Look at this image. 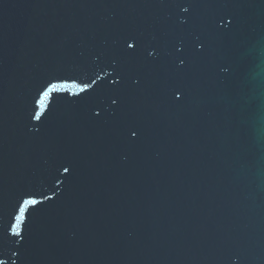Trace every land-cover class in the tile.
<instances>
[{
	"label": "water",
	"instance_id": "obj_1",
	"mask_svg": "<svg viewBox=\"0 0 264 264\" xmlns=\"http://www.w3.org/2000/svg\"><path fill=\"white\" fill-rule=\"evenodd\" d=\"M0 264H264V0H0Z\"/></svg>",
	"mask_w": 264,
	"mask_h": 264
},
{
	"label": "snow or ice",
	"instance_id": "obj_2",
	"mask_svg": "<svg viewBox=\"0 0 264 264\" xmlns=\"http://www.w3.org/2000/svg\"><path fill=\"white\" fill-rule=\"evenodd\" d=\"M129 48H132L133 45L129 44L128 45ZM95 83V82H93ZM116 83V82H114ZM89 87L88 84H84L83 87H80L79 85H77L75 82H73L72 84H68V83H50L47 88H45V90L40 94V98L36 101V104L40 107L41 111H43L44 105L47 102L49 95L53 92H57L60 90H63L65 88H72V89H77L78 91L83 92L85 89H87ZM116 101H113V103H115ZM41 115V112L38 111L36 112V116L35 118H39ZM132 136L136 135V132L133 131L131 133ZM65 172L68 171L67 168L64 169ZM26 195H34V194H28L26 193ZM39 202L35 199L32 198H28V199H23L22 203H20L18 205V212L15 216V223L12 224V231L16 234H19L21 231V222L25 220L26 218V211L28 210L30 205H36Z\"/></svg>",
	"mask_w": 264,
	"mask_h": 264
}]
</instances>
